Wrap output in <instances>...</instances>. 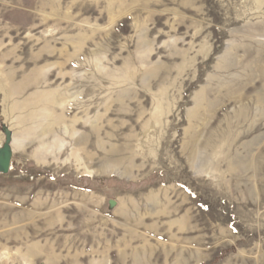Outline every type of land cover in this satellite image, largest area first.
<instances>
[{
  "label": "rangeland",
  "instance_id": "1",
  "mask_svg": "<svg viewBox=\"0 0 264 264\" xmlns=\"http://www.w3.org/2000/svg\"><path fill=\"white\" fill-rule=\"evenodd\" d=\"M45 94L0 264H264V0H0V149Z\"/></svg>",
  "mask_w": 264,
  "mask_h": 264
},
{
  "label": "bare ground",
  "instance_id": "2",
  "mask_svg": "<svg viewBox=\"0 0 264 264\" xmlns=\"http://www.w3.org/2000/svg\"><path fill=\"white\" fill-rule=\"evenodd\" d=\"M51 95V94H50ZM49 94H45L43 97L46 98L45 101H43L45 107L40 108L41 116H37L36 120L31 122V125L29 129L23 134V135H16L13 137V140H11V150H12V144L15 149H21L26 148L27 146L36 143L38 145L36 149V154H54L55 152H60L65 147V141L55 139V125L61 124V118L56 117L54 114L52 115L51 111L48 109V106L51 104L62 106L64 108V103L66 100H58L56 97H50ZM64 102V103H61ZM43 106V105H42ZM53 106V105H52ZM65 109V108H64ZM156 116H159L156 114ZM155 123L157 122V119H154ZM78 122V119L73 121L72 124V130L70 131L68 126L65 127V133L70 135L71 138L75 140L73 151L75 154L77 152L81 151V142L84 140L83 135H81L78 131L75 129V124ZM87 123H91L90 121H87ZM12 128H16V124L12 123ZM16 132L17 128L15 129ZM51 135H55L53 141H49V137ZM59 137V136H58ZM61 139V136H60ZM73 140V141H74ZM59 147V148H58ZM79 147V149H78ZM13 153V150H12ZM80 160V159H79ZM85 171L89 173L90 175L94 174V171L91 170L90 167H85Z\"/></svg>",
  "mask_w": 264,
  "mask_h": 264
},
{
  "label": "water",
  "instance_id": "3",
  "mask_svg": "<svg viewBox=\"0 0 264 264\" xmlns=\"http://www.w3.org/2000/svg\"><path fill=\"white\" fill-rule=\"evenodd\" d=\"M11 140L12 138L7 139L5 146L0 149V172L7 174L10 171L11 162H12V150H11Z\"/></svg>",
  "mask_w": 264,
  "mask_h": 264
}]
</instances>
